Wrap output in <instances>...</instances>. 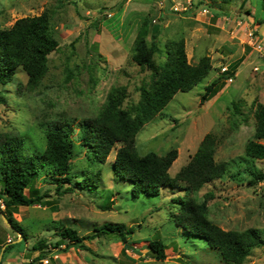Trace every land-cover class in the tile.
Wrapping results in <instances>:
<instances>
[{
    "label": "rangeland",
    "instance_id": "obj_1",
    "mask_svg": "<svg viewBox=\"0 0 264 264\" xmlns=\"http://www.w3.org/2000/svg\"><path fill=\"white\" fill-rule=\"evenodd\" d=\"M204 9L210 14L203 15ZM45 12L52 15L51 29L59 48L48 57L49 71L36 90L28 88V76L22 69L12 82L0 85V133L21 135L26 147L44 151L46 129L57 121L69 123L74 144L73 183H84L87 175H99L100 183L94 191L86 185H73V192L58 196L52 173L43 171L35 185L50 195L47 200L54 201L58 210L37 205L14 212L26 240L0 212L1 244L8 239L12 242L0 245V263L224 264L217 251L189 238L174 222L175 201L182 194L164 189L158 197L136 198L131 186L114 175L121 145L100 163L81 143L79 124L98 117L113 90L125 89L123 109L133 112L138 105L142 87L152 80V73L133 61L136 37L148 18L159 28L156 62H164L168 41L183 39L189 61L197 64L207 57L212 70L192 91L178 93L161 114L143 126L135 139L138 154L165 156L177 150L178 158L169 171L174 178L206 136L214 135L215 160L227 163V171L194 192L193 198L206 204L208 218L224 231L264 230V181L251 184L258 174L252 172L264 174V160L245 155L246 145L255 137L254 111L264 104V0H0V28ZM252 18L262 30L259 35L255 23L250 25L248 29L257 32L253 43L247 39L250 30H242L245 21L255 22ZM241 58L232 80L202 104L205 86ZM0 209H5L3 201ZM6 216L10 218L8 213ZM106 223L132 228L128 240L142 255L132 250L122 254L123 242L106 235L85 241L83 247L67 248L63 243L58 249L49 248L46 257L37 260L34 245L40 241L55 245L62 224L87 237ZM154 240L168 248L164 261L148 250L149 241ZM243 264H264V247L254 249Z\"/></svg>",
    "mask_w": 264,
    "mask_h": 264
},
{
    "label": "trees",
    "instance_id": "obj_2",
    "mask_svg": "<svg viewBox=\"0 0 264 264\" xmlns=\"http://www.w3.org/2000/svg\"><path fill=\"white\" fill-rule=\"evenodd\" d=\"M50 12L40 16L21 18L10 28H0V85L12 82L19 70L28 76V88L36 90L49 71L48 57L58 50L59 42L52 33ZM159 28L152 25L148 18L142 21L134 45L133 61L152 73V80L141 89V98L133 112L122 108L125 89L113 90L106 106L93 119H86L79 124L81 143L91 149L100 163H104L116 145H121L113 165L114 175L129 184L133 195L158 197L164 189L178 191L175 203L178 212L173 216L176 225L188 234L189 238L202 241L210 249L218 252L224 264H243L253 250L264 247V230L248 229L243 232L224 231L208 218L205 203L193 198L204 185L220 178L227 171V163L215 160L216 137L206 136L190 162L172 178L171 167L178 158L177 150H171L165 156L149 153L140 156L135 148V139L143 126L152 121L168 106L178 93H188L208 78L212 64L209 58L203 57L197 64H192L186 52L183 39L170 40L165 45V60L158 63L156 40ZM244 60V59H243ZM240 61L234 62L232 69L222 73L204 88L201 103L205 104L214 98L225 86L228 79L235 76ZM255 137L245 148L247 158L264 160V104H258L254 111ZM69 123L57 121L46 129L47 147L44 151L32 150L25 146L21 135L0 133V200L5 209L1 211L12 229L26 240V234L13 214L21 207L50 206L58 210L54 201H49L48 193H41L35 183L40 174L49 170L52 183L56 185V194L63 196L73 192V185H86L94 191L99 184V175H87L82 182L73 183L71 156L74 144L70 139ZM255 174L252 185L264 181V174ZM67 184L69 186H67ZM105 208V207H104ZM10 215V218L6 216ZM94 235L82 237L79 232L62 224L57 232L60 238L55 245L40 241L33 247L39 252L37 260L48 254L49 248L58 249L63 243L67 248L83 247L84 242L106 235L117 236L124 244L122 254L132 250L142 255V250L128 240L134 233L132 228L117 223H106L94 229ZM1 248L3 244H1ZM148 250L155 254V259L164 261L167 246L161 240L149 241ZM42 257V258H41Z\"/></svg>",
    "mask_w": 264,
    "mask_h": 264
},
{
    "label": "crops",
    "instance_id": "obj_3",
    "mask_svg": "<svg viewBox=\"0 0 264 264\" xmlns=\"http://www.w3.org/2000/svg\"><path fill=\"white\" fill-rule=\"evenodd\" d=\"M243 6L245 7V4H243ZM245 9H247V13H248V15H250V16H252L253 14H252V12H251V9L250 8H245ZM251 20H253V18L251 19ZM253 21H255V20H253ZM253 23H255V28L254 29H257V27H258V30H257V32L259 31V32H261L262 30H261V26L259 25V23L258 22H247V21H245V24L243 25V27H244V29H242L243 31H246V32H248L250 29H248V28H250V25H252L253 26ZM257 32H256V34H257ZM258 32V34L260 35V33ZM248 39V38H247ZM2 211V209H0V212ZM21 236V235H20ZM22 237V236H21ZM23 238V237H22ZM21 238V239H22ZM20 241V240H19ZM7 242H10V243H12L9 239L7 240V241H5V243H7ZM14 242V241H13ZM0 243H2L1 242V239H0ZM4 243V244H5ZM3 244V245H4ZM3 247V246H2ZM1 251V250H0ZM0 264H2V263H0Z\"/></svg>",
    "mask_w": 264,
    "mask_h": 264
},
{
    "label": "built area",
    "instance_id": "obj_4",
    "mask_svg": "<svg viewBox=\"0 0 264 264\" xmlns=\"http://www.w3.org/2000/svg\"><path fill=\"white\" fill-rule=\"evenodd\" d=\"M202 14L203 15H207V14H210L209 13V11L208 10H206V9H204L203 11H202ZM255 34H256V31H254V30H250L248 33H247V38H249V41H251L252 43L256 40V36H255ZM229 70H228V67L226 68H223L222 69V72L223 73H226V72H228ZM232 79H230L229 81H231ZM0 202H2V200H0ZM44 263L45 264H48L49 263V261H44Z\"/></svg>",
    "mask_w": 264,
    "mask_h": 264
},
{
    "label": "water",
    "instance_id": "obj_5",
    "mask_svg": "<svg viewBox=\"0 0 264 264\" xmlns=\"http://www.w3.org/2000/svg\"><path fill=\"white\" fill-rule=\"evenodd\" d=\"M5 220H6V217L4 216ZM7 221V220H6Z\"/></svg>",
    "mask_w": 264,
    "mask_h": 264
}]
</instances>
